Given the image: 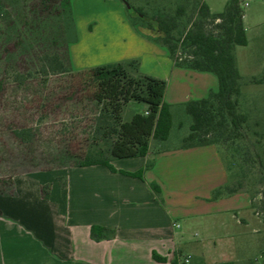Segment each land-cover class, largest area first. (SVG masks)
<instances>
[{
  "label": "rangeland",
  "instance_id": "rangeland-1",
  "mask_svg": "<svg viewBox=\"0 0 264 264\" xmlns=\"http://www.w3.org/2000/svg\"><path fill=\"white\" fill-rule=\"evenodd\" d=\"M146 1L128 0V4L149 17L156 12L152 7L174 13L184 5L192 20L198 18L194 10L198 0ZM205 1L214 13H220L227 0ZM64 2L1 0L0 182L12 173L52 171L53 166L83 160L92 142L116 139L113 133L106 134L108 124L126 121L146 106L130 102L118 113L104 110L84 78L74 72L43 71V55L65 52ZM241 4L248 44L235 47V58L241 75L238 111L247 121L243 135L219 141L217 148L229 171L230 186L249 202L240 214L245 228L239 233V264H264V83H258L264 78V0H242ZM70 5L72 21L65 26L64 38L73 71L133 59L143 68L164 67V60L148 59V49L133 39L129 29L146 39L155 31L149 23L131 17L121 0H71ZM204 28L213 29L209 22ZM187 54L179 49L176 55L185 58ZM171 113L168 138L151 139L152 150L168 151L186 144L192 119L184 104L173 107ZM21 130L27 132L23 141L14 134ZM19 161L24 163L21 168Z\"/></svg>",
  "mask_w": 264,
  "mask_h": 264
},
{
  "label": "crops",
  "instance_id": "crops-1",
  "mask_svg": "<svg viewBox=\"0 0 264 264\" xmlns=\"http://www.w3.org/2000/svg\"><path fill=\"white\" fill-rule=\"evenodd\" d=\"M129 31L148 49V59L164 60L163 68L141 63L139 71L166 82L163 100L170 110L218 89L214 74L176 66L163 46ZM147 160L153 166L142 179L119 173L141 170ZM110 164L117 172L68 166L12 173L11 184L0 183V264L239 263L240 214L249 202L239 191H223L229 171L216 145L156 151L150 141L145 157ZM45 184L48 199L41 193ZM92 226L113 229L114 236L94 240Z\"/></svg>",
  "mask_w": 264,
  "mask_h": 264
},
{
  "label": "trees",
  "instance_id": "trees-1",
  "mask_svg": "<svg viewBox=\"0 0 264 264\" xmlns=\"http://www.w3.org/2000/svg\"><path fill=\"white\" fill-rule=\"evenodd\" d=\"M70 1L65 0L62 4L64 14L61 35L64 55L60 53L43 55L41 58L45 65L43 71L50 73L74 72L77 76L84 78V82L93 87V99L101 103L104 110L110 109L112 112L118 113L130 102L144 103L147 110L143 113H134L130 119L118 121L115 125L108 124L109 131L106 134L113 133L116 135V139L110 142L104 141L103 144L92 142L83 160L66 166L53 167L59 169L67 166L103 165L115 173L117 170L110 164L111 160L145 157L151 139L163 141L168 138L172 114L169 104L163 100L166 82L140 73L139 64L135 59L125 64L114 63L73 71L70 67L64 38L65 26L72 21ZM241 3L242 0H227L223 11L213 14L209 11L204 0H198L194 8L197 20H192L191 16L186 13L184 5L178 6L174 13L162 12V10L160 12V9L152 7L156 9V12L150 17L141 8L131 5L135 11L144 16V19H137L149 23L150 28L155 31L156 35L150 36L151 39L167 50L169 58L176 66L198 72H210L217 78L218 89L216 91H210L205 98L184 103L185 110L192 119L189 133L185 137L184 148L203 145L217 146L219 141L231 140L243 135L247 117L238 111L241 75L235 58V47H244L248 44ZM206 22H209L213 29L206 31L204 28ZM179 29L182 32L177 36L176 32ZM179 49L186 50L188 54L185 58L177 57ZM258 83H264V78ZM26 133V130L14 132L15 136L22 141ZM187 142L189 143L187 144ZM21 165L24 163L19 161L20 168ZM152 166L153 161L147 160L141 170L136 172L119 171V173L142 179L144 171ZM58 179L61 187H64V178ZM0 183L11 184V178ZM49 187V184L41 186L44 199L49 197ZM150 187L156 197L160 198L159 187L154 183H151ZM223 191L226 194H233L238 190L229 185ZM220 193L222 192L217 191V194ZM90 235L94 240L111 239L114 236V230L92 226ZM155 259L160 260L156 256Z\"/></svg>",
  "mask_w": 264,
  "mask_h": 264
},
{
  "label": "water",
  "instance_id": "water-1",
  "mask_svg": "<svg viewBox=\"0 0 264 264\" xmlns=\"http://www.w3.org/2000/svg\"><path fill=\"white\" fill-rule=\"evenodd\" d=\"M123 2V4L125 5L128 14L133 17V18H141L144 19V16L141 15L140 13H138L137 11H135L127 2V0H121Z\"/></svg>",
  "mask_w": 264,
  "mask_h": 264
},
{
  "label": "built area",
  "instance_id": "built-area-1",
  "mask_svg": "<svg viewBox=\"0 0 264 264\" xmlns=\"http://www.w3.org/2000/svg\"><path fill=\"white\" fill-rule=\"evenodd\" d=\"M189 263V258L184 259V264H188Z\"/></svg>",
  "mask_w": 264,
  "mask_h": 264
}]
</instances>
